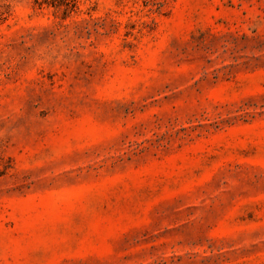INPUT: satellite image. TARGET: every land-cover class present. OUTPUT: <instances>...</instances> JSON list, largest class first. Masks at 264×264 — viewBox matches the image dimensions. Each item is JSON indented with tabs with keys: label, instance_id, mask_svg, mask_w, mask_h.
<instances>
[{
	"label": "rangeland",
	"instance_id": "rangeland-1",
	"mask_svg": "<svg viewBox=\"0 0 264 264\" xmlns=\"http://www.w3.org/2000/svg\"><path fill=\"white\" fill-rule=\"evenodd\" d=\"M0 264H264V0H0Z\"/></svg>",
	"mask_w": 264,
	"mask_h": 264
}]
</instances>
